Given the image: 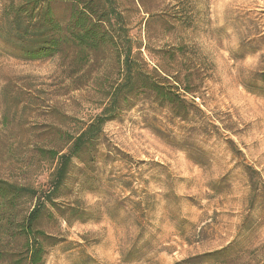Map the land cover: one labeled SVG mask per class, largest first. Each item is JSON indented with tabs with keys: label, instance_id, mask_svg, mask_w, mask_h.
I'll list each match as a JSON object with an SVG mask.
<instances>
[{
	"label": "rangeland",
	"instance_id": "obj_1",
	"mask_svg": "<svg viewBox=\"0 0 264 264\" xmlns=\"http://www.w3.org/2000/svg\"><path fill=\"white\" fill-rule=\"evenodd\" d=\"M103 1L89 3L100 11ZM73 7L53 5L63 21ZM113 7L121 15L114 28L133 53L178 74L197 96V123L180 128L204 150L201 164L153 132L178 133L166 114L145 102L121 111L73 161L55 204L35 221L44 233L42 264H261L264 0H114ZM108 46L21 60L0 43L1 180L50 189L49 150L69 144L118 78L122 47ZM35 203L21 193L0 199V218L12 221L0 264L25 259L24 239L12 233Z\"/></svg>",
	"mask_w": 264,
	"mask_h": 264
},
{
	"label": "trees",
	"instance_id": "obj_2",
	"mask_svg": "<svg viewBox=\"0 0 264 264\" xmlns=\"http://www.w3.org/2000/svg\"><path fill=\"white\" fill-rule=\"evenodd\" d=\"M106 1L97 11L89 0H5L1 10L0 43L7 54L17 59H46L63 55L69 50L87 54L109 47L117 40L122 47V53L117 55L120 65L118 78L109 87L100 111L71 137L65 148L49 150L51 159L56 160L50 175V189L41 194L33 188L19 187L0 179L1 201L20 193L36 200L26 219L16 223L15 233H12V236L24 239L25 259L16 258L10 264H42L44 249L41 235L44 233L35 228V221L48 204H55L54 197L68 178L73 161L82 159L85 150L98 142L104 125L116 119L121 111L145 102L166 114L169 122L178 123V133L163 126L153 127V132L167 143L186 148L192 160L201 164L199 158L204 150L194 145L192 137L185 131L182 133L180 128L181 123H197L194 121L196 113L202 112L195 101L197 96L178 74L169 75L161 68L150 67L133 53L131 41L121 30L114 28L121 17L114 15V0ZM68 2L77 3L79 8L73 7L69 17L65 21L60 20L53 5ZM261 81H264V76ZM188 95L192 98L189 99ZM255 196L256 191L251 197V204ZM11 222L10 219L0 218V242L2 236L10 232Z\"/></svg>",
	"mask_w": 264,
	"mask_h": 264
}]
</instances>
